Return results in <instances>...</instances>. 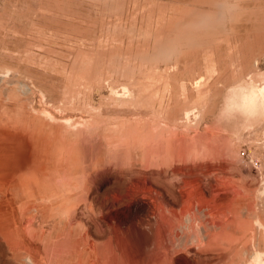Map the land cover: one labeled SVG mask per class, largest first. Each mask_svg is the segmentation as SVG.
<instances>
[{"label":"rangeland","instance_id":"rangeland-1","mask_svg":"<svg viewBox=\"0 0 264 264\" xmlns=\"http://www.w3.org/2000/svg\"><path fill=\"white\" fill-rule=\"evenodd\" d=\"M261 75L264 0H0V264H264Z\"/></svg>","mask_w":264,"mask_h":264},{"label":"clouds","instance_id":"clouds-1","mask_svg":"<svg viewBox=\"0 0 264 264\" xmlns=\"http://www.w3.org/2000/svg\"><path fill=\"white\" fill-rule=\"evenodd\" d=\"M264 119V75L254 82L242 78L228 84L219 96L214 121L227 127Z\"/></svg>","mask_w":264,"mask_h":264},{"label":"bare ground","instance_id":"bare-ground-1","mask_svg":"<svg viewBox=\"0 0 264 264\" xmlns=\"http://www.w3.org/2000/svg\"><path fill=\"white\" fill-rule=\"evenodd\" d=\"M156 192V191H155Z\"/></svg>","mask_w":264,"mask_h":264}]
</instances>
